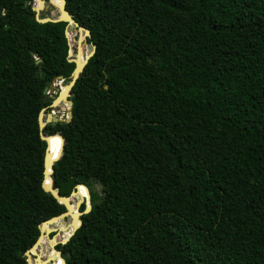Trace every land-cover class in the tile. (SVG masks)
<instances>
[{
  "label": "trees",
  "instance_id": "16d2710c",
  "mask_svg": "<svg viewBox=\"0 0 264 264\" xmlns=\"http://www.w3.org/2000/svg\"><path fill=\"white\" fill-rule=\"evenodd\" d=\"M33 2L0 0V264H27L41 223L65 211L41 187L38 115L75 64L67 24L37 22ZM65 8L95 46L70 120L43 129L64 140L58 194L90 196L55 247L65 264H264V0Z\"/></svg>",
  "mask_w": 264,
  "mask_h": 264
},
{
  "label": "water",
  "instance_id": "95a60500",
  "mask_svg": "<svg viewBox=\"0 0 264 264\" xmlns=\"http://www.w3.org/2000/svg\"><path fill=\"white\" fill-rule=\"evenodd\" d=\"M34 1H35V5L33 6L32 9L36 14L35 19L37 22L39 23H48V22L66 23L67 26L65 29V37L67 38V40H68L67 31L69 27H71L72 29L74 28L76 32H79L80 35L84 37L85 41H86V37L90 38L89 31L86 28L82 27L75 20H73L72 16L67 12L65 8V0H47L48 5H51L58 10L59 15L56 18H53L50 16L44 19H41L39 17V14L41 11L46 10L48 8V5H46V2L44 0H34ZM55 2H58L59 5L58 6L55 5ZM78 42L81 43L80 41ZM90 46H91V51L85 57H82L81 53L78 52L75 59H70L71 51H70V45H69V51H68L69 62H73L75 64V68L73 72L71 73L70 80L67 84L63 86L62 90H60L56 95L51 96V99H52L51 103L47 105L46 107L42 108L38 115L39 136H40V139L46 143V150H45V155L43 159V177H42L41 187L43 188L45 192L50 193L51 196L58 203L62 204L65 207V211L61 213L60 215L51 217L50 219H47L46 221L41 223V225L39 226L40 235L38 236L36 242L25 252L27 264H37L36 261L38 260L39 255L37 254V252L35 254V250L39 246L40 242L43 239H49V234L51 232H54V236L59 233L57 229H51L49 228V226L56 224V222L58 221H65L66 219H70L71 221L73 220L78 221V226L76 228H73V230L71 227L69 236L66 239H64L61 243V244H65L69 240V238L75 233V231L80 227L81 215L88 213L91 209L89 192H88V189L84 185L79 184L75 186V190L72 191L70 195L67 197L59 195L57 189L54 188V183H53V178H52L53 165L54 163L59 161L62 156L64 140L59 134L47 136L43 133V129L46 127V125L50 123L65 122V121L70 120L72 102L69 100V98L71 97V90L73 86L75 85L76 81L78 80V78L80 77L81 73L83 72V69L86 66L88 60L93 56L95 52L94 44H91ZM79 54L81 56V59L83 58V60H78ZM37 62L39 61L37 60ZM56 80L63 82V79L61 77H58ZM53 87L54 85L52 82L47 88L44 89L43 93L47 94V91L52 89ZM62 103L69 105L66 119H62L57 114L54 113V109L59 107ZM54 136H59L63 140V144H62V148L60 152L55 157L54 156L51 157L50 156L51 150L49 149L48 140L50 138H53ZM81 187L86 190L87 198L83 199L80 197L77 200V202H75V204H72L71 203L72 199L74 197H77L76 195L79 192V188ZM82 205H84V207L86 205V208L81 213L79 209L81 208ZM53 242L55 245H57V243L54 240ZM55 253L57 254V256L60 257V259L65 264L64 260L61 258L60 252L55 250ZM33 259H34V263L32 262Z\"/></svg>",
  "mask_w": 264,
  "mask_h": 264
},
{
  "label": "rangeland",
  "instance_id": "374dc122",
  "mask_svg": "<svg viewBox=\"0 0 264 264\" xmlns=\"http://www.w3.org/2000/svg\"><path fill=\"white\" fill-rule=\"evenodd\" d=\"M34 5H35V1L33 2V6ZM58 15H59V12L54 7L53 10L50 12V16L53 18H56L58 17ZM67 32H68L67 35H68V40H69L68 42H69L70 51H71L70 59H75L78 52L81 53L82 57H85L91 51V46L87 44V41L84 40V37L80 35L79 32H76L74 28L72 29L71 27H69ZM78 41H80L81 43H79ZM53 85L54 87L47 92L49 97L56 95L61 90V86L62 85L64 86L65 83L55 80L53 82ZM67 105L68 104L65 105L64 103H62L60 107H57L54 109V113L57 114L60 118L66 119L67 112H68ZM96 190L100 192V188L98 186L96 187ZM77 200L78 198L74 197L71 203L75 204ZM85 208H86V205H85ZM71 224H72V221L68 219V221H58L57 225L54 224V225L49 226V228L51 229H57L59 233L54 236V232H51V234L49 235V239H43V244H40L37 247L36 251L41 259L42 264H60L59 256L57 260L50 259L51 253L56 250L55 249L56 245L54 244L53 240L57 244H61L62 241L69 236L70 234L69 232L71 231V227H72ZM60 227H62V229H60ZM32 262L34 263V259L32 260Z\"/></svg>",
  "mask_w": 264,
  "mask_h": 264
},
{
  "label": "bare ground",
  "instance_id": "6f19581e",
  "mask_svg": "<svg viewBox=\"0 0 264 264\" xmlns=\"http://www.w3.org/2000/svg\"><path fill=\"white\" fill-rule=\"evenodd\" d=\"M55 5H59V3L58 2H55ZM70 36V35H69ZM81 51V50H80ZM78 60H83V58L81 59V56H80V54H79V57H78ZM62 88H63V85L61 86V90H62ZM66 105V104H65ZM68 106V108H69V105H67ZM60 107V106H59ZM65 107V106H64ZM67 108V109H68ZM50 141H54L55 142V144H56V149H55V151L53 152V147H52V145H51V143H50ZM48 143H49V149L51 150V154H50V156L51 157H55L56 155H57V153H58V150H59V144H58V141L53 137V138H50L49 140H48ZM79 193H81L82 195H84L85 196V198H87V196H86V194H85V192L83 191V190H80L79 189V192L77 193V194H79ZM77 196V195H76ZM77 198L79 199V197L77 196ZM80 211V210H79ZM76 222H77V220H73L72 221V230H73V228H76ZM57 223L58 222H56V225H57ZM60 229H62V227H60ZM51 234V233H50ZM49 234V235H50ZM56 239V238H55ZM40 244H43V240L40 242ZM39 244V245H40ZM41 248V247H40ZM36 250H35V254H36ZM62 260L60 259V264H62ZM36 263L37 264H42L41 263V259H40V257L38 258V260L36 261Z\"/></svg>",
  "mask_w": 264,
  "mask_h": 264
},
{
  "label": "flooded vegetation",
  "instance_id": "af4514ba",
  "mask_svg": "<svg viewBox=\"0 0 264 264\" xmlns=\"http://www.w3.org/2000/svg\"><path fill=\"white\" fill-rule=\"evenodd\" d=\"M58 245V244H57Z\"/></svg>",
  "mask_w": 264,
  "mask_h": 264
}]
</instances>
